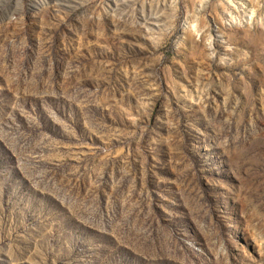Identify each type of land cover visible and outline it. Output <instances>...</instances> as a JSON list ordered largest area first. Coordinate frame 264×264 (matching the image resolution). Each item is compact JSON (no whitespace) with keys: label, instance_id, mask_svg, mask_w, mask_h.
Returning <instances> with one entry per match:
<instances>
[{"label":"rangeland","instance_id":"1","mask_svg":"<svg viewBox=\"0 0 264 264\" xmlns=\"http://www.w3.org/2000/svg\"><path fill=\"white\" fill-rule=\"evenodd\" d=\"M0 264H264V0H0Z\"/></svg>","mask_w":264,"mask_h":264}]
</instances>
